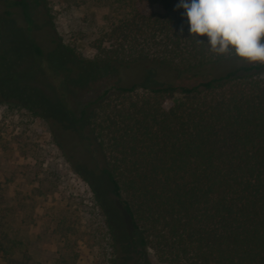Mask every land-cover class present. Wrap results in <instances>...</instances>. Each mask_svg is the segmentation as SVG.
I'll return each instance as SVG.
<instances>
[{
	"label": "trees",
	"instance_id": "trees-1",
	"mask_svg": "<svg viewBox=\"0 0 264 264\" xmlns=\"http://www.w3.org/2000/svg\"><path fill=\"white\" fill-rule=\"evenodd\" d=\"M179 3L112 0L93 56L70 43L57 49L95 71L91 79L146 61L195 82L111 85L72 113L71 126L129 217L138 261L150 248L173 264H264V64L198 45ZM11 4L31 30V1ZM15 40L7 35L0 68L18 57Z\"/></svg>",
	"mask_w": 264,
	"mask_h": 264
},
{
	"label": "rangeland",
	"instance_id": "rangeland-1",
	"mask_svg": "<svg viewBox=\"0 0 264 264\" xmlns=\"http://www.w3.org/2000/svg\"><path fill=\"white\" fill-rule=\"evenodd\" d=\"M12 1L0 0V51L12 33L19 48L0 68L8 79L0 85V264H173L150 248L136 259L129 217L107 177L92 168L72 113L111 85L195 80L146 61L91 79L95 71L57 49L70 43L93 56L91 41L108 26L112 0H30L31 30Z\"/></svg>",
	"mask_w": 264,
	"mask_h": 264
},
{
	"label": "clouds",
	"instance_id": "clouds-1",
	"mask_svg": "<svg viewBox=\"0 0 264 264\" xmlns=\"http://www.w3.org/2000/svg\"><path fill=\"white\" fill-rule=\"evenodd\" d=\"M196 43L218 56L264 64V0H180ZM183 33V27L180 29ZM207 37V42L200 39Z\"/></svg>",
	"mask_w": 264,
	"mask_h": 264
}]
</instances>
